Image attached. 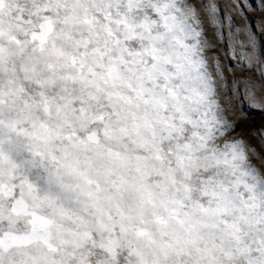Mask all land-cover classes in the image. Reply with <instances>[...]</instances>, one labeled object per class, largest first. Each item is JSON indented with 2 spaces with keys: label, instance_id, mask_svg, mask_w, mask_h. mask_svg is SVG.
Here are the masks:
<instances>
[{
  "label": "snow or ice",
  "instance_id": "obj_1",
  "mask_svg": "<svg viewBox=\"0 0 264 264\" xmlns=\"http://www.w3.org/2000/svg\"><path fill=\"white\" fill-rule=\"evenodd\" d=\"M245 7L0 0V264H264Z\"/></svg>",
  "mask_w": 264,
  "mask_h": 264
},
{
  "label": "rangeland",
  "instance_id": "obj_2",
  "mask_svg": "<svg viewBox=\"0 0 264 264\" xmlns=\"http://www.w3.org/2000/svg\"><path fill=\"white\" fill-rule=\"evenodd\" d=\"M260 2H261V0H242V3L244 5H246V6L250 5V7H245L243 9V13H244V16H247V18H248L247 23H250L252 25L253 31H256L257 25L261 21H264V11L259 10V9L253 11V8H255L256 5L259 4ZM236 20H237V24L241 25V26L246 23L243 16H238L236 18ZM218 54L221 56V59L223 60L224 59L223 52H218ZM225 63H227V61H225ZM253 118L257 123L261 119V117H259L256 114H253ZM245 127L247 128V127H249V125H245ZM251 139H252V142L254 144H258V141L254 137H252Z\"/></svg>",
  "mask_w": 264,
  "mask_h": 264
}]
</instances>
